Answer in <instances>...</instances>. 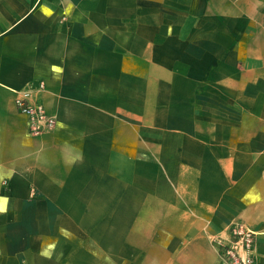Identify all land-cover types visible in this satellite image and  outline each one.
<instances>
[{
    "label": "crops",
    "instance_id": "crops-1",
    "mask_svg": "<svg viewBox=\"0 0 264 264\" xmlns=\"http://www.w3.org/2000/svg\"><path fill=\"white\" fill-rule=\"evenodd\" d=\"M236 221L264 264V0H0V264H222Z\"/></svg>",
    "mask_w": 264,
    "mask_h": 264
},
{
    "label": "built area",
    "instance_id": "built-area-1",
    "mask_svg": "<svg viewBox=\"0 0 264 264\" xmlns=\"http://www.w3.org/2000/svg\"><path fill=\"white\" fill-rule=\"evenodd\" d=\"M20 113L29 120V132L37 133L50 126V121L44 115L42 106L29 102L27 98L15 99ZM256 232L241 221L232 222L225 236H216L212 239L222 264H255L253 250L255 247Z\"/></svg>",
    "mask_w": 264,
    "mask_h": 264
}]
</instances>
